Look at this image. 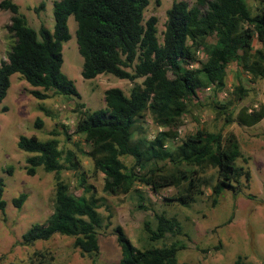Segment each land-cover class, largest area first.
<instances>
[{
    "label": "trees",
    "instance_id": "obj_1",
    "mask_svg": "<svg viewBox=\"0 0 264 264\" xmlns=\"http://www.w3.org/2000/svg\"><path fill=\"white\" fill-rule=\"evenodd\" d=\"M258 2L257 11L250 14L245 0H194L190 5L174 0L165 11L159 42L156 17L151 15L143 20L148 0H55L52 31L44 26L34 30L18 13L15 3L0 0V9L10 14L5 27L13 39L5 59L0 61V101L9 85V76L15 72L31 86L42 89L30 90L38 99L47 98L48 90L79 97L73 82L60 71L61 42L69 37L66 20L72 15L77 52L82 58V78L99 73L129 81L141 78L140 83L130 87L128 96L119 88L110 87L103 91L105 108L78 111L73 132L87 144L84 154L93 171L103 174L102 191L112 195L126 193L135 183L153 193L172 187L174 193L165 199L188 205L207 185L213 206L222 190H238L241 175L249 178V172L234 163L240 156L235 136L230 132L221 136L218 132L196 129L175 144L171 141L177 136L188 99L198 89L222 90L230 62L239 65L251 80L264 75V51H251L252 38L264 47V0ZM207 37L214 41H206ZM198 51L203 59L198 57ZM233 91L240 97L245 89L237 85ZM144 111L149 112L158 127L151 138L134 135L140 129L135 120ZM262 116V108L250 112L242 108L236 119L242 125H251ZM34 124L39 127L40 119L36 118ZM49 134L51 137L44 140L19 136L16 142L19 149L31 153L25 158L29 165L27 174L32 175L38 165L55 173L51 213L44 224L32 225L22 238L31 243L53 233L68 235L80 254L92 257L98 252L96 234L103 221L97 211L98 198L82 173L77 175L81 194L69 191L59 171L75 169L79 161L70 150L63 155L54 129ZM122 156L131 157V164H124ZM207 169L214 170L212 184L204 176ZM24 198V194H19L13 204L20 205ZM3 206L0 187V210ZM137 207L142 206L138 203ZM153 218V226L142 221L147 238L161 240L168 234L172 240L158 247L139 249L116 225L113 233L120 251L116 264H187L175 258L176 251L183 247L173 239L182 232L176 218L162 212H154ZM36 256L26 264H45L39 253ZM232 264L251 263L237 257Z\"/></svg>",
    "mask_w": 264,
    "mask_h": 264
},
{
    "label": "rangeland",
    "instance_id": "obj_2",
    "mask_svg": "<svg viewBox=\"0 0 264 264\" xmlns=\"http://www.w3.org/2000/svg\"><path fill=\"white\" fill-rule=\"evenodd\" d=\"M17 5L26 24L37 30L44 26L53 29L52 3L55 0H11ZM174 0H148L143 9V20L148 16L156 17V37L161 41L165 11ZM192 4L194 0H183ZM250 14L260 6L258 0H245ZM9 12L0 9V61L12 44V37L6 30ZM69 37L61 42L60 71L73 82L79 97L53 94L50 90L47 98L38 99L31 95V89L42 90L28 84L18 73L9 76V85L0 101V187L4 202L0 210V264H26L42 257L45 264H116L120 251L113 227L120 225L131 245L139 248L158 247L172 240L168 234L161 240L151 241L143 230L142 221L154 225L153 213L173 216L179 223L181 234L175 236L183 247L175 253L177 262L187 264H232L240 257L251 264H264V75L251 80L250 75L235 62H230L225 70V85L214 92L212 88L198 89L186 102L187 111L182 115L177 136L171 141L177 143L184 135L196 129L205 132H218L221 136L232 133L237 141L240 156L235 158L236 166L249 172L246 180L239 177L238 190L224 189L217 196L216 203H210V188L202 186V194L188 205H181L165 198L174 193L172 187H165L153 193L148 187L135 183L126 193L108 194L102 191L103 174L93 171L90 159L84 154L87 144L79 134L73 132L79 110L105 108L103 91L110 87L119 88L125 96L130 87L140 83L141 78L133 81L118 78L110 73H99L84 79L80 75L82 58L77 52L75 42L76 23L69 15L66 20ZM206 41L213 42V37ZM251 51L264 47L252 38ZM198 57L203 54L198 51ZM245 89L237 97L234 87ZM81 103V107L77 104ZM244 108L246 112L262 108L263 116L251 125H242L237 113ZM39 118L41 125L34 124ZM140 129L134 135L152 137L158 129L151 120L148 111H144L134 123ZM64 127H63V126ZM65 128V130H64ZM56 131L58 148L63 155L72 151L79 161L75 169L63 168L60 178L68 184L69 191L81 194L77 185V175L82 173L86 182L93 186L98 198L97 211L103 218L101 228L97 229L98 252L89 257L80 254L72 245L73 238L53 233L47 239H35L25 243L22 235L32 225L45 223L52 211L54 196V172L44 171L35 166L29 175V166L25 158L31 153L19 149L16 142L19 136H35L39 140L51 137L49 131ZM65 131L68 134L66 137ZM120 159L127 166L131 157ZM63 162V161H62ZM204 176L209 184L214 183V170L207 169ZM25 198L20 205H14L13 199L19 194ZM140 203L142 207H137Z\"/></svg>",
    "mask_w": 264,
    "mask_h": 264
}]
</instances>
